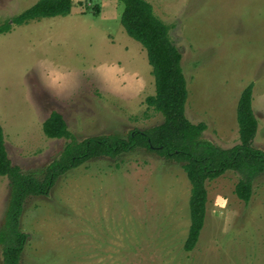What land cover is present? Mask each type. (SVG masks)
Here are the masks:
<instances>
[{
	"label": "rangeland",
	"instance_id": "obj_1",
	"mask_svg": "<svg viewBox=\"0 0 264 264\" xmlns=\"http://www.w3.org/2000/svg\"><path fill=\"white\" fill-rule=\"evenodd\" d=\"M38 0H0V26ZM182 54L186 115L203 138L228 149L240 142L237 106L253 84L264 150V0H146ZM117 0H75L66 17L44 18L0 34V125L8 156L42 178L68 140L45 135L54 112L78 141L146 130L163 116L145 48L121 24ZM239 176L207 183L205 225L184 249L191 184L181 164L138 149L94 159L60 177L48 197L29 198L21 264H264V175L245 204ZM11 187L0 176V233ZM0 264H3L0 243Z\"/></svg>",
	"mask_w": 264,
	"mask_h": 264
},
{
	"label": "trees",
	"instance_id": "obj_2",
	"mask_svg": "<svg viewBox=\"0 0 264 264\" xmlns=\"http://www.w3.org/2000/svg\"><path fill=\"white\" fill-rule=\"evenodd\" d=\"M75 0H38L32 7L0 26V34L9 33L12 24L22 26L44 18L66 17ZM124 4L121 24L126 33L146 50L155 78L156 94L146 99L149 107L162 114L163 122L155 127L131 131L127 139L119 135L89 137L78 141L68 130L63 116L54 112L43 125L44 133L53 139L68 140L60 157L50 163L42 178L23 173L8 156L3 128L0 125V176L7 177L11 187L9 206L0 233L3 264H21L27 235L20 229V219L29 198L48 197L59 178L87 162L101 158L115 159L138 149L182 165L191 184V224L184 249L192 252L205 225L207 183L231 171L239 176L235 195L245 204L252 199L254 182L264 175V150L253 145L258 120L252 106L253 84L241 94L237 106L239 144L224 149L204 139L205 123L194 124L186 115L187 80L181 62L182 54L171 41L169 28L146 0H117Z\"/></svg>",
	"mask_w": 264,
	"mask_h": 264
}]
</instances>
